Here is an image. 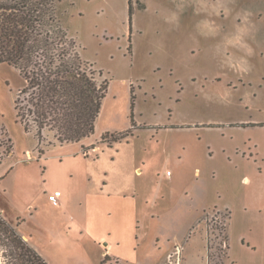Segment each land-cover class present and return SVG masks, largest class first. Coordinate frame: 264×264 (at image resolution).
<instances>
[{"label": "rangeland", "instance_id": "obj_1", "mask_svg": "<svg viewBox=\"0 0 264 264\" xmlns=\"http://www.w3.org/2000/svg\"><path fill=\"white\" fill-rule=\"evenodd\" d=\"M54 1L108 91L91 136L61 143L18 121L26 80L0 64V169L13 167L0 200L19 230L50 264H177V245L191 264L206 249L227 264L229 245L230 260L264 264V0ZM64 172L89 191L70 205L89 207L81 226L42 193Z\"/></svg>", "mask_w": 264, "mask_h": 264}, {"label": "trees", "instance_id": "obj_2", "mask_svg": "<svg viewBox=\"0 0 264 264\" xmlns=\"http://www.w3.org/2000/svg\"><path fill=\"white\" fill-rule=\"evenodd\" d=\"M1 63L17 68L26 80L15 100L17 119L26 131L30 119L38 132L54 130L61 143L91 136L108 80L100 81L97 73L102 71L81 57L56 14L54 0H0ZM126 134H112L111 140ZM0 231L6 264H50L2 215Z\"/></svg>", "mask_w": 264, "mask_h": 264}, {"label": "crops", "instance_id": "obj_3", "mask_svg": "<svg viewBox=\"0 0 264 264\" xmlns=\"http://www.w3.org/2000/svg\"><path fill=\"white\" fill-rule=\"evenodd\" d=\"M14 150V148H13ZM11 152V155L8 157V158H11L14 154V152ZM30 151V150H28ZM27 151V152H28ZM45 154V153H44ZM84 157H89V156H84ZM7 159V158H5ZM4 160V159H3ZM1 160V161H3ZM9 160V159H8ZM49 159L48 157L44 158L42 160V165L44 166V170L46 169V164L48 163ZM7 162V161H6ZM2 164V163H0ZM10 166V163H5L3 164V166H1V169H0V190L2 189L3 187V182L4 180H6V176L11 172L12 168H9ZM42 175L46 176V172L42 171ZM78 174V173H77ZM86 175V173H84V176ZM87 176V175H86ZM80 181V180H79ZM71 181L69 180V178L67 177V174L66 172L62 173V175L60 176V182L58 185H55V186H50L48 185L46 182V179H44V183H45V187H44V191L42 192L44 195L49 194L55 190H61L62 192V195L60 196V200H59V203L58 204H53L56 205L57 207L59 208H63L64 209V213L67 215V217H69L70 221H72L71 224L75 225V226H81V219L82 217L88 219V216H89V210H88V206H87V209L84 211V215H78L76 212H77V209H75V207L73 208H70V205L71 204H74L75 206H83L81 200L83 199H87V194H89V191L86 189L85 187V180L81 179V181ZM36 197H37V194H36ZM13 205V204H11ZM13 209V206H11ZM15 207V206H14ZM29 209L33 210L35 209V207H33V204L30 203L29 204ZM14 210H10L9 211L7 210V205H6V202L4 204V202H2L0 200V214L13 226L16 228V230L24 237V239L26 241H28V243L33 246L39 253L41 252L43 255H44V252L41 250L40 246L37 245V243H34L32 241V236L31 233H29V231H22V230H19L20 229V224L21 222L23 221V219L21 218V215H19V213H13ZM81 218V219H79ZM106 246L109 247V251H110V247L112 246V244L110 243V241H104L103 242ZM229 243V241H228ZM207 248H208V245H207ZM207 252H206V259L204 261V264H207V260H208V249H206ZM229 250H230V245L228 247V263L227 264H238L236 261H232L230 260V255H229ZM108 252V249H105L104 253H107ZM176 252H177V264H191V261L190 259L188 258V256L185 257V255L183 254V250H182V247L180 245H177L176 246ZM40 253V254H41ZM103 253V254H104ZM41 254V255H42ZM42 255V256H43ZM44 257V256H43ZM109 254H108V258H109ZM169 257V261H170V257H171V254L168 256ZM45 258V257H44ZM46 259V258H45ZM47 260V259H46ZM48 261V260H47ZM49 262V261H48ZM50 263V262H49Z\"/></svg>", "mask_w": 264, "mask_h": 264}, {"label": "built area", "instance_id": "obj_4", "mask_svg": "<svg viewBox=\"0 0 264 264\" xmlns=\"http://www.w3.org/2000/svg\"><path fill=\"white\" fill-rule=\"evenodd\" d=\"M27 154L28 157H31L30 151H28ZM61 195H62L61 190H55L49 194V200L52 201L54 204H58ZM170 258H172V256Z\"/></svg>", "mask_w": 264, "mask_h": 264}]
</instances>
